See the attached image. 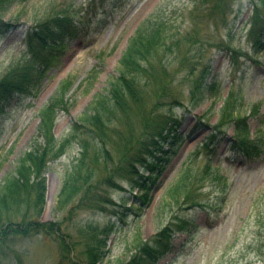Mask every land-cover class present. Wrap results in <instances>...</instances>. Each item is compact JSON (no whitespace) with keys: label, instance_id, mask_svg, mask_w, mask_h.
I'll return each mask as SVG.
<instances>
[{"label":"rangeland","instance_id":"obj_1","mask_svg":"<svg viewBox=\"0 0 264 264\" xmlns=\"http://www.w3.org/2000/svg\"><path fill=\"white\" fill-rule=\"evenodd\" d=\"M251 1L258 0H229L231 12L226 21L210 18L201 24L203 38L208 37L213 42L203 51L201 60L197 53L193 55L197 61L192 73L187 70L177 73L158 109L160 114L178 117V140L175 144L172 138L165 141L156 154L157 167H139L140 177L134 178H140L143 183L138 185L117 177L114 180L122 188L102 183L104 177L111 176L122 145L121 139L112 136L111 144L107 145L112 161L107 166L104 158L101 159L92 182L100 195L109 194L115 204H107L105 209L72 204L57 210L55 202L63 177L78 155L79 144L73 142L63 155L47 165L45 204L40 215L41 221L59 223L60 234L70 247L73 243V248L67 256H62L56 237L44 233L14 238L7 242L9 246H0V264H85L82 246L86 240L78 230L88 225L108 224L107 252L99 264H123L130 256L129 249L137 234L149 240L165 226L172 229L170 250L151 264H264V227L259 221L264 213V152L248 158L233 151L230 147L233 125L227 126L220 143L213 145V155L206 154L202 147L218 122L220 106L232 93L238 98L241 113L247 117L250 138L261 140L264 149V49L253 59L241 56L233 63L216 44L221 39L228 40L232 34L233 45L249 49L246 34L250 27ZM191 5V0H24L14 3L6 19L13 18L16 23L0 37V75L12 62L22 58L30 43L37 42L28 38V30H32L35 20L41 16L69 7L74 34L62 36L63 49L52 59L36 96L20 103L17 96L0 102V109L5 107L0 113V183L29 148L37 133L38 110L62 80L71 81L68 105L66 110L58 112L52 133L61 140L76 123L80 126L78 135L84 137L88 131L80 117L95 94L104 91L109 77L117 75L120 57L137 26L152 13L159 12L181 22L184 31ZM169 41L168 38L166 42ZM206 64L210 66L208 80L216 77L220 82L218 99L199 95L192 99V82ZM175 67L180 66L173 60L170 69ZM148 99L149 106L151 95ZM170 100L174 104L170 105ZM130 105L134 109L130 113L132 130L137 137L141 130L140 116H137L136 106ZM203 114L208 120L200 119ZM112 125L124 134L125 127L118 122ZM181 175L188 177L190 197L185 199L178 195L170 200L167 190ZM149 177L153 178V183ZM141 194L150 197V201L140 207L137 196ZM192 201H199L203 206L191 205ZM185 221L190 222L189 225Z\"/></svg>","mask_w":264,"mask_h":264},{"label":"trees","instance_id":"obj_2","mask_svg":"<svg viewBox=\"0 0 264 264\" xmlns=\"http://www.w3.org/2000/svg\"><path fill=\"white\" fill-rule=\"evenodd\" d=\"M20 1L24 0H0V36L16 23L13 18L6 19V15L10 7ZM191 2L192 5L187 12L189 22L184 26V31L181 30L183 26L181 22L159 12L152 13L137 26L120 57L117 75L109 77L104 91L95 94L80 117L88 131L86 136L78 135L80 126L76 123L61 140L52 133L58 112L66 110L68 105L67 94L71 86L69 79L62 80L48 101L39 108L37 133L32 138L29 148L19 156L13 171L7 173L0 183V246H9L7 242L14 238L17 240L44 233L56 237L62 256L70 253L73 243L71 247L66 243V239L60 234L59 223L41 221L40 215L45 204L44 175L47 165L63 155L73 142L79 144L78 155L63 177L55 202L57 210H64L72 204L101 209H105L107 204H115L109 194L100 195V190L92 182L101 159L104 158L103 163L107 166L108 162L112 161L107 148V145L111 144L112 136L121 139L122 145L118 151L117 162L113 168L112 166L109 168H112L111 176L104 177L102 183L105 181L108 186L116 188L122 186L115 182L114 177L141 185L143 182L140 178H134L140 177L139 167L145 165L154 169L159 162L155 161L156 154L165 141L172 138V143H176L179 119L172 114L158 113L161 101L169 94L177 73L181 70L192 73L197 61L193 55L197 53L198 59L201 60V54L213 42L208 37L203 38L205 34L200 32L201 24L210 18L217 22L226 21L232 4L229 0ZM68 9L70 10L68 7L65 10L50 12L49 15L35 20L32 30H28V38L36 39L37 42L30 43L26 51H23L22 58L12 62L0 75V102L17 96L16 100L20 103L28 97L36 96L52 59H55L63 49L62 36L74 34ZM248 19L250 27L246 38L249 49L233 45L232 34L228 40L221 39L216 42L233 63H237V58L241 56L253 59L252 57L264 49V0L250 2ZM168 38L170 41L166 42ZM173 60L180 67L170 69ZM208 65L200 70L198 78L192 82L190 90L192 99L213 96L216 97L215 100L218 99L217 90L220 82L216 77L208 80L210 74ZM150 95L152 102L150 99L151 104L148 106ZM237 99L229 93L220 106L218 122L202 143L206 154L213 155V145L217 146L220 143V138L224 137L229 125L234 126V134L230 141L233 151L249 158L264 152L262 141L250 138L247 117L241 113ZM177 102L180 103L179 100ZM169 103L174 104L171 100ZM130 104L136 106L137 116H140L141 130L137 137L132 130L133 117L130 113L134 109L130 108ZM4 109L5 107L0 109V113H3ZM200 119H206L204 114ZM114 122L125 127L124 134L112 125ZM208 166L211 168V164L208 163ZM184 176L167 190L168 199L173 200L178 195L185 199L190 197L187 193L188 177ZM150 180L154 182L153 178ZM137 197L140 207L146 206L150 201V197L144 194ZM190 204L203 206L199 201H192ZM138 212L136 210L137 214ZM259 221L264 227V213ZM185 223L189 225L190 222ZM183 227L184 225L179 226L178 229L181 230ZM171 232V227L165 226L149 240H144L137 234L129 249L130 256L123 264H151L170 250ZM109 233V224L102 227L88 225L83 230H78V234L86 240L82 246V251L86 255L85 264H99L104 261Z\"/></svg>","mask_w":264,"mask_h":264}]
</instances>
